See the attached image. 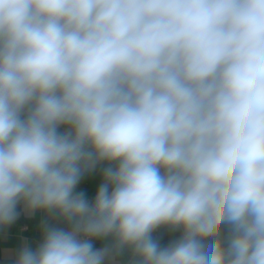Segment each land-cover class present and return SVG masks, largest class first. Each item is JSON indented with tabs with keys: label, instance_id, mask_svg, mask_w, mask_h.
<instances>
[{
	"label": "clouds",
	"instance_id": "clouds-1",
	"mask_svg": "<svg viewBox=\"0 0 264 264\" xmlns=\"http://www.w3.org/2000/svg\"><path fill=\"white\" fill-rule=\"evenodd\" d=\"M21 201L71 228L15 264H264V0H0V225Z\"/></svg>",
	"mask_w": 264,
	"mask_h": 264
},
{
	"label": "crops",
	"instance_id": "crops-1",
	"mask_svg": "<svg viewBox=\"0 0 264 264\" xmlns=\"http://www.w3.org/2000/svg\"><path fill=\"white\" fill-rule=\"evenodd\" d=\"M59 132H69L68 126L61 125ZM106 167H116V162L102 161L96 164L95 168L85 171L81 176L74 193H84L89 203L94 201L96 193L104 180V169ZM111 190V188H110ZM16 218L13 222L0 225V264H15L19 252L24 247L37 249V242L43 240L45 229L55 227L70 230L71 224L58 213L48 210L30 211L23 201L16 206ZM183 235V229L180 227L163 225L156 228L151 236L158 241L161 247H167L169 244L179 240ZM94 248L102 249L113 244L112 237L92 238ZM212 238H208L204 243H211ZM104 264H137V258L133 256L130 249H125L119 255H111L106 258Z\"/></svg>",
	"mask_w": 264,
	"mask_h": 264
},
{
	"label": "built area",
	"instance_id": "built-area-1",
	"mask_svg": "<svg viewBox=\"0 0 264 264\" xmlns=\"http://www.w3.org/2000/svg\"><path fill=\"white\" fill-rule=\"evenodd\" d=\"M43 242V240H40L37 242V248L39 247V245Z\"/></svg>",
	"mask_w": 264,
	"mask_h": 264
}]
</instances>
